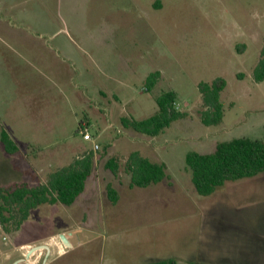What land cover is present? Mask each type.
Instances as JSON below:
<instances>
[{
	"label": "rangeland",
	"instance_id": "1",
	"mask_svg": "<svg viewBox=\"0 0 264 264\" xmlns=\"http://www.w3.org/2000/svg\"><path fill=\"white\" fill-rule=\"evenodd\" d=\"M1 16L0 125L20 150L0 147V185H35L89 150L95 169L72 205L42 204L12 234L0 227V264H264V172L202 196L185 166L188 151L263 135L264 80L252 69L264 0H26ZM217 76L224 115L205 125L197 84ZM168 90L184 118L153 137L120 123L153 114ZM84 114L90 138L75 133ZM134 150L164 164L168 180L130 188L123 164ZM113 156L116 176L104 167ZM38 244L49 253L24 259Z\"/></svg>",
	"mask_w": 264,
	"mask_h": 264
},
{
	"label": "trees",
	"instance_id": "2",
	"mask_svg": "<svg viewBox=\"0 0 264 264\" xmlns=\"http://www.w3.org/2000/svg\"><path fill=\"white\" fill-rule=\"evenodd\" d=\"M157 77L158 72H151L147 76V85L149 87L154 85ZM252 77L256 82L264 80V37L258 60L252 69ZM225 86L226 81L221 76L215 77L210 82H198L197 88L202 102V108L198 113L201 123L205 125L221 123L224 105L220 99V92ZM155 102L157 110L153 114L140 119L122 116L120 123L125 128L153 137L174 120L187 115L186 112L178 109L173 90L162 92L155 98ZM85 120H87L86 114L80 117L75 133L87 127ZM0 143L3 151L8 155L20 150L19 145L2 125H0ZM185 166L190 172L195 191L202 196L213 193L227 181L262 173L264 172V129L261 138L235 137L217 142L214 149L208 153L188 151L185 154ZM104 167L116 176L120 167L119 159L114 156L108 158ZM94 169L95 155L89 150L76 156L67 165L49 172L44 181L35 185L25 181L0 185L1 230L5 234H12L28 219L30 212L42 204L72 205L84 191L86 181ZM123 169L129 176L130 188H144L168 180L164 164L151 161L136 150L128 154ZM106 191L110 202L115 203L118 200V193L110 183L106 185ZM148 264H176V260L166 258Z\"/></svg>",
	"mask_w": 264,
	"mask_h": 264
},
{
	"label": "crops",
	"instance_id": "3",
	"mask_svg": "<svg viewBox=\"0 0 264 264\" xmlns=\"http://www.w3.org/2000/svg\"><path fill=\"white\" fill-rule=\"evenodd\" d=\"M24 2L26 3V0H0V34L3 32V28H5V22H6L5 18L1 16V11H2V9L4 8V9H6L7 11H11V9H12L14 3H15V5L18 4V6H19L21 3L23 4ZM21 12H22L23 14H25V13H26V9H22ZM22 19H23V20H26V19H25V16L22 17ZM20 20H21V19H20ZM0 65H1V64H0ZM0 73H2L1 67H0ZM98 92L101 93L103 96L106 95L105 91H103V90H99ZM114 98H115V97H114ZM79 119H80V118H79ZM79 119H78V121H79ZM85 124H86V123H85ZM77 125H78V122H77ZM76 129H77V127H76ZM9 135H10V134H9ZM11 138H12V137H11ZM0 145H1V143H0ZM0 147L2 148V145H1ZM2 150H3V148H2ZM27 244H29V243H27ZM148 263H149V262H148ZM148 263H147V264H148Z\"/></svg>",
	"mask_w": 264,
	"mask_h": 264
},
{
	"label": "water",
	"instance_id": "4",
	"mask_svg": "<svg viewBox=\"0 0 264 264\" xmlns=\"http://www.w3.org/2000/svg\"><path fill=\"white\" fill-rule=\"evenodd\" d=\"M59 237H60V240L64 246H70V243H69L67 236L65 234L61 233V234H59ZM40 249L45 250V255H47L50 251V248L47 244L34 245L26 251L24 259L28 258L30 256V254H32L33 252L40 250ZM23 264H28V263L24 262Z\"/></svg>",
	"mask_w": 264,
	"mask_h": 264
},
{
	"label": "built area",
	"instance_id": "5",
	"mask_svg": "<svg viewBox=\"0 0 264 264\" xmlns=\"http://www.w3.org/2000/svg\"><path fill=\"white\" fill-rule=\"evenodd\" d=\"M84 125H85V124H84ZM80 131L82 132V134H83V136H84L85 138H90V137H91V136H90V133H88V134L86 133V131H87L86 127L81 128ZM93 148H94V149H97V148H98V145H97V144H94Z\"/></svg>",
	"mask_w": 264,
	"mask_h": 264
}]
</instances>
